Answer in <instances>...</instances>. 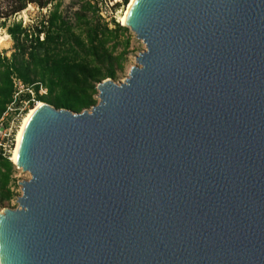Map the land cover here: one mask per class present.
<instances>
[{
	"label": "water",
	"instance_id": "1",
	"mask_svg": "<svg viewBox=\"0 0 264 264\" xmlns=\"http://www.w3.org/2000/svg\"><path fill=\"white\" fill-rule=\"evenodd\" d=\"M146 50L22 136L1 264H264V0H136Z\"/></svg>",
	"mask_w": 264,
	"mask_h": 264
},
{
	"label": "trees",
	"instance_id": "2",
	"mask_svg": "<svg viewBox=\"0 0 264 264\" xmlns=\"http://www.w3.org/2000/svg\"><path fill=\"white\" fill-rule=\"evenodd\" d=\"M31 4L48 13L27 25L22 20L7 24ZM0 17L13 40L11 55L0 53V120L15 101V78L25 87L18 105L45 102L81 113L98 103L99 83L118 81L127 70L133 52L129 28L105 19L98 0H77L70 7L63 0H0ZM11 156L0 147V209L11 207L17 196Z\"/></svg>",
	"mask_w": 264,
	"mask_h": 264
},
{
	"label": "rangeland",
	"instance_id": "3",
	"mask_svg": "<svg viewBox=\"0 0 264 264\" xmlns=\"http://www.w3.org/2000/svg\"><path fill=\"white\" fill-rule=\"evenodd\" d=\"M65 6H72L74 3L77 2V0H63ZM130 2V0H129ZM128 2V3H129ZM100 10L103 14V17L107 19L108 21H111L112 18H115L117 21L120 22V19L122 15L125 12V9L128 4H124L123 0L116 1V0H98ZM115 4H119L116 8H113ZM47 9L40 10L37 6L31 4L29 7L22 11L20 14L10 18L7 21V24H11L15 21H23V25H27L29 23H32V21L39 19L42 15L47 14ZM4 18L0 17V33L4 34L7 30L6 28H3V22ZM127 35L131 37V50L133 51L129 57V63L127 66V70L124 74L120 76V79L118 81H115L116 83H122L126 80V78L129 75L130 69L133 66L138 65L136 62V57L140 55L143 51L146 50L145 44L142 40L138 39L134 32H132L130 29L127 32ZM13 51V40H10V45L7 48L0 47V53H5L8 56L11 55ZM46 90H41V93H45ZM99 94V93H98ZM98 98V95H97ZM99 102V98H98ZM18 128L16 129V123L11 122V117H6V119L0 123V147H4L6 151L10 154H12L13 149L15 147V139H16V132ZM31 178V175L28 172H24L22 169L16 167L15 171V180L17 181V196L15 199L11 202V207H5V208H17L19 207V204L17 202L18 197L22 195V189L20 186V182L29 180ZM4 208H2L3 210Z\"/></svg>",
	"mask_w": 264,
	"mask_h": 264
},
{
	"label": "bare ground",
	"instance_id": "4",
	"mask_svg": "<svg viewBox=\"0 0 264 264\" xmlns=\"http://www.w3.org/2000/svg\"><path fill=\"white\" fill-rule=\"evenodd\" d=\"M116 1H120V0H116ZM135 2H136V0H130V2L128 3V5L125 9L124 14L122 15V17L120 19V23H122V24L126 23V19L128 17L129 11ZM10 40H11V37L7 32L6 33L4 32V34L0 33V47L7 48L10 45ZM41 105H43V102H38L34 107L30 108L27 111V113L24 115V117L21 120V123H20L18 130L16 132L15 147L13 149L12 156H11V160L13 162L17 161L19 147H20V143H21L25 128L28 125V123H29L30 119L32 118V116L34 115V113L37 111V109ZM0 264H1V262H0Z\"/></svg>",
	"mask_w": 264,
	"mask_h": 264
},
{
	"label": "built area",
	"instance_id": "5",
	"mask_svg": "<svg viewBox=\"0 0 264 264\" xmlns=\"http://www.w3.org/2000/svg\"><path fill=\"white\" fill-rule=\"evenodd\" d=\"M102 14V12H101ZM103 15V14H102ZM15 84L18 88V92L15 94V101L12 102L8 108L7 111L5 112L3 118L0 120V123L3 122L6 117H11V122L12 123H16V129L19 127L22 118L24 117V115L27 113V111L31 108V104L29 100H25V101H21V104L18 105L17 104V99L19 98V95L25 91V87L23 85V83L18 80V79H14ZM31 93H33L30 90ZM2 211V209H0V212Z\"/></svg>",
	"mask_w": 264,
	"mask_h": 264
}]
</instances>
